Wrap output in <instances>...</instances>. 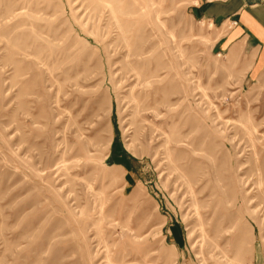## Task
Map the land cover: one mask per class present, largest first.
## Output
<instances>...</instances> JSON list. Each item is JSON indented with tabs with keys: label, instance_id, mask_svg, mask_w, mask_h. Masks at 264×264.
<instances>
[{
	"label": "rangeland",
	"instance_id": "rangeland-1",
	"mask_svg": "<svg viewBox=\"0 0 264 264\" xmlns=\"http://www.w3.org/2000/svg\"><path fill=\"white\" fill-rule=\"evenodd\" d=\"M188 3L0 0V264H264V62Z\"/></svg>",
	"mask_w": 264,
	"mask_h": 264
},
{
	"label": "crops",
	"instance_id": "crops-1",
	"mask_svg": "<svg viewBox=\"0 0 264 264\" xmlns=\"http://www.w3.org/2000/svg\"><path fill=\"white\" fill-rule=\"evenodd\" d=\"M186 8L194 18L211 21L220 27L227 21H236L229 36L227 33L221 38L229 53L240 52L243 47L252 54L251 58L254 57L253 65H263L264 0H189Z\"/></svg>",
	"mask_w": 264,
	"mask_h": 264
},
{
	"label": "built area",
	"instance_id": "built-area-1",
	"mask_svg": "<svg viewBox=\"0 0 264 264\" xmlns=\"http://www.w3.org/2000/svg\"><path fill=\"white\" fill-rule=\"evenodd\" d=\"M231 23H232L233 25H235V24H236V21H232Z\"/></svg>",
	"mask_w": 264,
	"mask_h": 264
}]
</instances>
